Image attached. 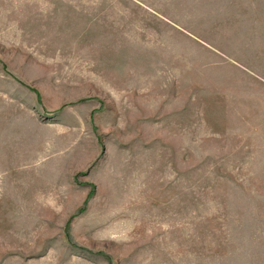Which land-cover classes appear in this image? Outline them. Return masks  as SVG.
Here are the masks:
<instances>
[{
	"label": "rangeland",
	"instance_id": "obj_1",
	"mask_svg": "<svg viewBox=\"0 0 264 264\" xmlns=\"http://www.w3.org/2000/svg\"><path fill=\"white\" fill-rule=\"evenodd\" d=\"M0 264H264V0H0Z\"/></svg>",
	"mask_w": 264,
	"mask_h": 264
}]
</instances>
